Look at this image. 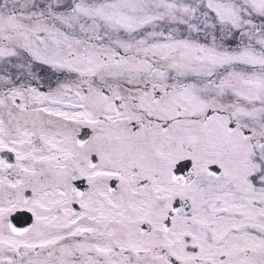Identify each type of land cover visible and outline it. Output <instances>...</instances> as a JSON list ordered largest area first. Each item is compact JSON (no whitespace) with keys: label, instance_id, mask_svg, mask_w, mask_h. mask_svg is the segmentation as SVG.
Here are the masks:
<instances>
[{"label":"snow or ice","instance_id":"obj_1","mask_svg":"<svg viewBox=\"0 0 264 264\" xmlns=\"http://www.w3.org/2000/svg\"><path fill=\"white\" fill-rule=\"evenodd\" d=\"M0 264H264V0H0Z\"/></svg>","mask_w":264,"mask_h":264},{"label":"water","instance_id":"obj_2","mask_svg":"<svg viewBox=\"0 0 264 264\" xmlns=\"http://www.w3.org/2000/svg\"><path fill=\"white\" fill-rule=\"evenodd\" d=\"M183 167H185V168H186V167H187V165H183Z\"/></svg>","mask_w":264,"mask_h":264},{"label":"rangeland","instance_id":"obj_3","mask_svg":"<svg viewBox=\"0 0 264 264\" xmlns=\"http://www.w3.org/2000/svg\"><path fill=\"white\" fill-rule=\"evenodd\" d=\"M114 186V185H113Z\"/></svg>","mask_w":264,"mask_h":264}]
</instances>
